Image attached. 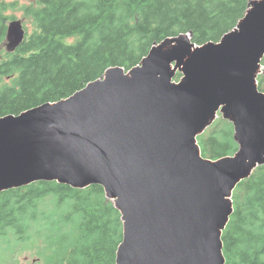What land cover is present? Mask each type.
Instances as JSON below:
<instances>
[{
	"label": "water",
	"instance_id": "obj_1",
	"mask_svg": "<svg viewBox=\"0 0 264 264\" xmlns=\"http://www.w3.org/2000/svg\"><path fill=\"white\" fill-rule=\"evenodd\" d=\"M25 35L10 23L7 50ZM263 58L264 0H254L220 44L168 38L128 72L109 69L66 100L0 118V194L99 185L122 216L117 264H226L233 193L264 165ZM219 114L239 151L212 161L197 138Z\"/></svg>",
	"mask_w": 264,
	"mask_h": 264
},
{
	"label": "trees",
	"instance_id": "obj_2",
	"mask_svg": "<svg viewBox=\"0 0 264 264\" xmlns=\"http://www.w3.org/2000/svg\"><path fill=\"white\" fill-rule=\"evenodd\" d=\"M252 1L28 0L35 32L15 52L5 48L8 17L0 16V118L66 100L109 69L128 72L168 38L218 44ZM258 85L264 93V71ZM198 142L212 161L239 150L222 118ZM233 204L222 235L226 264H264V166L237 186ZM122 241L121 214L99 185L38 182L0 194V264L15 262L20 250L34 251L36 264H117Z\"/></svg>",
	"mask_w": 264,
	"mask_h": 264
},
{
	"label": "rangeland",
	"instance_id": "obj_3",
	"mask_svg": "<svg viewBox=\"0 0 264 264\" xmlns=\"http://www.w3.org/2000/svg\"><path fill=\"white\" fill-rule=\"evenodd\" d=\"M5 1L7 3V8L6 9L0 8V16L8 17V19L6 20L7 25L14 21H20L24 25V29L26 30L27 35H32L35 32L33 21L27 18L24 11V7L28 6L29 4L28 0H5ZM72 41L73 39L69 40V42ZM4 44H7V41ZM37 259L38 258L36 257L34 251L20 250V253L15 257V262L10 264H36L38 261Z\"/></svg>",
	"mask_w": 264,
	"mask_h": 264
},
{
	"label": "bare ground",
	"instance_id": "obj_4",
	"mask_svg": "<svg viewBox=\"0 0 264 264\" xmlns=\"http://www.w3.org/2000/svg\"><path fill=\"white\" fill-rule=\"evenodd\" d=\"M225 257V256H224Z\"/></svg>",
	"mask_w": 264,
	"mask_h": 264
}]
</instances>
